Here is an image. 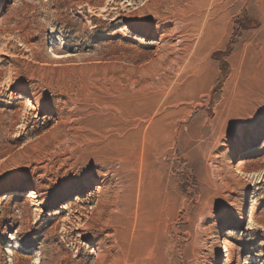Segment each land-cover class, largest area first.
I'll use <instances>...</instances> for the list:
<instances>
[{
	"label": "rangeland",
	"instance_id": "rangeland-1",
	"mask_svg": "<svg viewBox=\"0 0 264 264\" xmlns=\"http://www.w3.org/2000/svg\"><path fill=\"white\" fill-rule=\"evenodd\" d=\"M0 264H264V0H0Z\"/></svg>",
	"mask_w": 264,
	"mask_h": 264
},
{
	"label": "bare ground",
	"instance_id": "bare-ground-1",
	"mask_svg": "<svg viewBox=\"0 0 264 264\" xmlns=\"http://www.w3.org/2000/svg\"><path fill=\"white\" fill-rule=\"evenodd\" d=\"M161 43V41H157L155 44L156 45H159ZM61 56H63V55H61ZM28 100V99H27ZM30 101V100H29ZM30 104V103H29ZM251 152H249V150L248 151H246V152H244L243 154H242V157H246L247 155H249ZM234 162H233V158H231L230 159V161H229V164L231 165V164H233ZM19 188H17V190H18ZM97 190L98 191H100V190H102V187L101 186H98V188H97ZM246 191L247 190H245V192H244V195L246 194ZM4 196H2V199H4V198H8V196L10 195V194H7V193H5V194H3ZM30 196H33V194H32V192L30 193ZM35 197V196H34ZM246 204V199L244 198L243 199V202H242V208H241V213H240V215L238 216V220L239 221H242V217H243V210H244V205ZM226 226H228V224L226 223L225 225H224V227H226ZM234 226H236V224H234ZM223 241L221 240V238H219L218 236H217V241H216V246H217V249L220 251V249L223 247ZM220 255V254H219ZM219 257V256H218ZM219 259V258H218Z\"/></svg>",
	"mask_w": 264,
	"mask_h": 264
},
{
	"label": "trees",
	"instance_id": "trees-1",
	"mask_svg": "<svg viewBox=\"0 0 264 264\" xmlns=\"http://www.w3.org/2000/svg\"><path fill=\"white\" fill-rule=\"evenodd\" d=\"M223 66H226V65H225V62H223ZM6 190H7V189H6Z\"/></svg>",
	"mask_w": 264,
	"mask_h": 264
},
{
	"label": "snow or ice",
	"instance_id": "snow-or-ice-1",
	"mask_svg": "<svg viewBox=\"0 0 264 264\" xmlns=\"http://www.w3.org/2000/svg\"><path fill=\"white\" fill-rule=\"evenodd\" d=\"M4 83H5V84H7L8 82H7V81H5Z\"/></svg>",
	"mask_w": 264,
	"mask_h": 264
}]
</instances>
